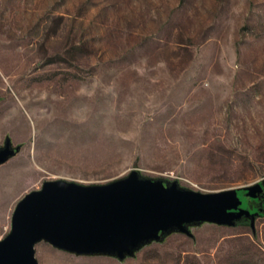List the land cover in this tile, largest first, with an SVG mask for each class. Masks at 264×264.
Listing matches in <instances>:
<instances>
[{"label": "rangeland", "instance_id": "rangeland-1", "mask_svg": "<svg viewBox=\"0 0 264 264\" xmlns=\"http://www.w3.org/2000/svg\"><path fill=\"white\" fill-rule=\"evenodd\" d=\"M0 237L44 180L134 170L202 192L261 182L264 0H0ZM259 194V196H260ZM201 222L121 259L41 239L36 264H264L252 226Z\"/></svg>", "mask_w": 264, "mask_h": 264}, {"label": "water", "instance_id": "water-1", "mask_svg": "<svg viewBox=\"0 0 264 264\" xmlns=\"http://www.w3.org/2000/svg\"><path fill=\"white\" fill-rule=\"evenodd\" d=\"M17 148L6 138L0 163ZM261 185L202 192L140 177L133 169L104 183L44 180L15 203L9 230L0 237V264H36L33 245L41 239L70 252L121 259L170 231L189 234L201 222L229 226L244 215L252 226L261 209L252 211L245 199L258 197Z\"/></svg>", "mask_w": 264, "mask_h": 264}, {"label": "trees", "instance_id": "trees-1", "mask_svg": "<svg viewBox=\"0 0 264 264\" xmlns=\"http://www.w3.org/2000/svg\"><path fill=\"white\" fill-rule=\"evenodd\" d=\"M263 182V187H264V180ZM245 203L247 205L251 206V210H255L256 207L261 209L260 214L258 215H262L264 214V192L260 194V196L258 197H254V198H246L245 199Z\"/></svg>", "mask_w": 264, "mask_h": 264}]
</instances>
